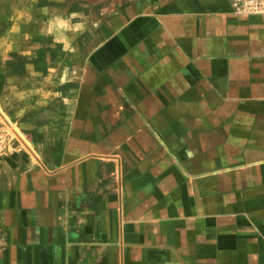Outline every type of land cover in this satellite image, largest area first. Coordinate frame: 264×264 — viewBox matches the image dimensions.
<instances>
[{"label": "crops", "instance_id": "crops-1", "mask_svg": "<svg viewBox=\"0 0 264 264\" xmlns=\"http://www.w3.org/2000/svg\"><path fill=\"white\" fill-rule=\"evenodd\" d=\"M0 0V264H264V15L230 0Z\"/></svg>", "mask_w": 264, "mask_h": 264}, {"label": "trees", "instance_id": "trees-1", "mask_svg": "<svg viewBox=\"0 0 264 264\" xmlns=\"http://www.w3.org/2000/svg\"><path fill=\"white\" fill-rule=\"evenodd\" d=\"M43 3H45L44 0L39 1V4ZM33 41L43 43V47L33 50L29 55L17 52L9 53V58L5 62L4 72L0 74V95L8 78L25 74L26 64H33L35 70L46 74L50 65L58 62L57 58L58 53L61 51V45L37 37L33 38Z\"/></svg>", "mask_w": 264, "mask_h": 264}, {"label": "built area", "instance_id": "built-area-1", "mask_svg": "<svg viewBox=\"0 0 264 264\" xmlns=\"http://www.w3.org/2000/svg\"><path fill=\"white\" fill-rule=\"evenodd\" d=\"M235 12L245 15H264V0H230Z\"/></svg>", "mask_w": 264, "mask_h": 264}, {"label": "rangeland", "instance_id": "rangeland-1", "mask_svg": "<svg viewBox=\"0 0 264 264\" xmlns=\"http://www.w3.org/2000/svg\"><path fill=\"white\" fill-rule=\"evenodd\" d=\"M40 45H41V47H43V43H40ZM8 58L4 61H0V74L4 72L5 62L8 60ZM15 132L16 131L14 129L5 128V127L1 126V124H0V150H2L3 153L8 148L7 143L9 140V135L14 136ZM3 156L4 155L2 154V156H0V157H3Z\"/></svg>", "mask_w": 264, "mask_h": 264}]
</instances>
